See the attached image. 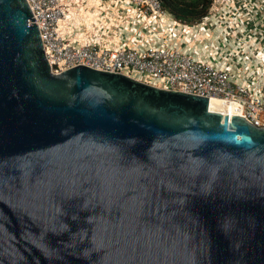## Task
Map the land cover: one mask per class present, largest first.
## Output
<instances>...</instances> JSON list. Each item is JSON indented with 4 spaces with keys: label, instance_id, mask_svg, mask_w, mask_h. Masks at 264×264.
Segmentation results:
<instances>
[{
    "label": "water",
    "instance_id": "95a60500",
    "mask_svg": "<svg viewBox=\"0 0 264 264\" xmlns=\"http://www.w3.org/2000/svg\"><path fill=\"white\" fill-rule=\"evenodd\" d=\"M208 104L53 73L0 0V264H264V127Z\"/></svg>",
    "mask_w": 264,
    "mask_h": 264
},
{
    "label": "built area",
    "instance_id": "2783aa9c",
    "mask_svg": "<svg viewBox=\"0 0 264 264\" xmlns=\"http://www.w3.org/2000/svg\"><path fill=\"white\" fill-rule=\"evenodd\" d=\"M25 1L33 23L38 28L51 72L59 73L78 64L130 77L133 72H137L146 77L140 80L142 82L205 96L208 100H220L228 108V112L222 114L243 116L252 125L264 127V81L254 91L235 79L228 69L216 67L208 60L198 59L183 49L152 45L139 48L126 44L104 47L88 42L75 45L58 32V20L66 14L64 0ZM126 1L144 16L156 15L158 18L167 13L162 9L161 0Z\"/></svg>",
    "mask_w": 264,
    "mask_h": 264
},
{
    "label": "bare ground",
    "instance_id": "6f19581e",
    "mask_svg": "<svg viewBox=\"0 0 264 264\" xmlns=\"http://www.w3.org/2000/svg\"><path fill=\"white\" fill-rule=\"evenodd\" d=\"M111 2V6L109 7V3ZM105 2H101V0H85V2H80V0H71L68 1V4L70 6L71 11V21H73V26L71 29H68V36L70 37V41L75 45H81L85 42L88 43H96L98 42L99 45L104 47H116V45H112V43H118L116 40L117 36H121V34L124 33V28H129V30L126 32V36H131L132 31H136L138 34H143L145 32L146 34L143 35L145 37H139L141 40H144L143 44L142 41H139L138 38L134 37L132 38L133 41L136 42V44L141 46H136L139 48L146 47L147 45H154V42L161 43L160 47H164L166 44H170L171 46H185L187 42H192L190 32L189 30H186L184 32H180L176 30L175 24L167 23L164 26H159L157 23H153L152 21H148L150 24H154V28H151L152 35H150L151 32H148L147 28H149V25H140L137 23L138 29L135 30L134 26L131 24L120 22V11L122 10L117 6V4L120 5L121 2H124L122 0H107ZM126 1V0H125ZM218 1V0H217ZM233 2H236V5L232 6V9L235 6V10L238 12H242L243 15L238 16L237 24L240 27H243V30L233 29V31L238 36H232V33L230 36H224L223 38H220L217 36H213L207 41H205V37L208 36V30L205 28H202V36H199V45H197L198 49L201 48V45L205 47L204 50L201 49V55L206 56L208 58L211 64L215 65L216 67H222L225 69H228L231 73V75L246 85V87L256 90L255 88L257 85H260L264 81V0H230L229 4H232ZM129 3V2H128ZM86 5V6H85ZM224 5V4H223ZM77 7H80L81 14L78 16L73 11L74 9H77ZM73 8V10H72ZM125 8V7H123ZM229 8L228 4H225V6L222 7V13H225V9ZM127 10V9H125ZM231 10V8H230ZM73 11V12H72ZM220 12V11H219ZM131 14V13H130ZM68 16V10L66 7V14L63 18L58 20V32L62 35L64 33V25L62 24V20L65 19ZM125 16V15H124ZM162 16V15H161ZM153 17V16H151ZM150 17V18H151ZM165 17V16H163ZM232 13H225L224 18L228 22V27H231L233 24ZM135 18V17H134ZM149 18V17H148ZM263 18V20H262ZM248 25L246 26V24ZM225 26V25H224ZM114 27V28H112ZM123 28V29H119ZM162 28V29H161ZM233 28V27H232ZM109 29V30H108ZM155 29V32L153 31ZM248 29V34L251 36H243L245 35V31ZM159 30V32H157ZM192 30V29H190ZM227 30V28H224L223 33ZM121 31V32H120ZM108 32H111L112 35L115 36L112 39H106V44H103V41H101L100 37H107ZM225 34V33H224ZM254 35L258 36L255 37ZM66 37V35H63ZM156 36V37H155ZM157 36H162L157 40ZM220 38V40H219ZM93 41H89L92 40ZM88 40V41H86ZM146 41V42H145ZM127 46H134L129 44L128 42H124ZM143 45V46H142ZM187 45V44H186ZM118 46V45H117ZM175 49H183V48H176V47H170ZM193 49V48H192ZM187 53H190L194 57L198 59H203L199 54L196 52H188L184 50ZM248 57L249 62L245 64V68L242 66V63L245 61V58ZM232 62H235V64L231 65V68L227 64H231ZM239 62V63H237ZM219 64H222L219 66ZM248 68H253L254 71H250L248 75L254 76L252 78V81L250 84L244 83L246 77H247V71ZM239 70H245L246 74H243V77L241 78L243 81L239 80L238 77H240ZM253 72V74H252ZM252 74V75H251ZM238 76V77H237ZM242 76V74H241ZM132 78H135L137 80H144L146 77L144 75H141L137 72L132 73ZM210 110L224 113L228 112V108L225 103H223L220 100L217 99H209L208 104Z\"/></svg>",
    "mask_w": 264,
    "mask_h": 264
},
{
    "label": "crops",
    "instance_id": "0c3cea01",
    "mask_svg": "<svg viewBox=\"0 0 264 264\" xmlns=\"http://www.w3.org/2000/svg\"><path fill=\"white\" fill-rule=\"evenodd\" d=\"M68 1L71 2V0H64V4H65V6L67 7V10H68V16L65 19L62 20V22H63L62 24L64 25V28L66 29V30H64L63 35H66V37L70 40V37L67 35L68 32H69L68 29H71L72 28L74 22L71 21V19H70L71 18V11H70V6L68 4ZM105 1H107V0H101V2H105ZM122 1H124V2H121L120 5L117 4V6L122 9L120 11V22H122V24L123 23H127V25L128 24H131V25L134 26V29L137 30L138 29L137 23H139L142 26H144L145 24L146 25H149L151 28H154V24L155 23H157L160 27L166 25L167 23H172V24H175L176 30H178L180 32H184L186 30H189L190 36H191V39H192V42H187L186 43L187 45L185 44V46H175V45L171 46L168 43L164 47L183 48V50H186L188 52H191L192 51L191 53L196 52L202 58H204L205 60H208V61H210V60L208 58H206V56H202L201 55V52H200L201 49L204 50L205 47L203 45H201V48L200 49H198V47H197V45H199V44H197V43H199L198 37L203 35V33H202V30L203 29L202 28H205L206 30H208V33H207L208 36L205 37V41H207L208 39L211 40V38L213 36H217V38L218 37L223 38L224 36H230L231 33H232V36L234 38V36H238V35L236 33V30L234 32L233 29H237V28L238 29L240 28L239 30H243L244 29L243 27H240L237 24V22H234V21H233V23H235V26L228 27L227 24H226L227 21L224 18V15L225 14H223V19L213 18L212 17L213 15H211V18L206 17V19H204L202 22H200L198 24H191V25H183V24L178 23L177 21L174 20L173 16L170 15V14H168V13H165L162 16L160 15L158 18H157L156 15L153 16V17H151V18L150 17L148 18V16H144L135 6H133V4L128 3L125 0H122ZM80 2L83 3V2H85V0H80ZM108 3H109L108 5L110 7L112 4H111V2H108ZM85 4L87 5L88 3L85 2ZM123 7H125V8H123ZM212 8H213V6H212ZM125 9H127V10H125ZM72 10H73V8H72ZM73 11L75 12V14H77L78 16H80L79 15V14H81L80 7H77V9H74ZM212 14H216V12L215 11H212ZM241 15H243V14H241ZM163 16H165V17H163ZM232 16H235V15L233 14ZM148 21H152L153 23L154 22L155 23L154 24L153 23L152 24L151 23L149 24ZM112 28H114V27H112ZM224 28L225 29L227 28V30H225V32H224L225 34L223 33ZM119 29L121 30L123 28H120L119 27ZM124 29H125L124 30V33L121 34V36H117V38H116V40L118 41V43H116V44L115 43H112V45H116L117 46V45L125 44L124 42H128L129 44L134 45V46H141V45L136 44V42L132 40V38H134V37L138 38L139 41H142V44H143L144 40H141L139 37H141V38L142 37H145V36H143V35L146 34L145 32H143V34H138L136 31H132L131 32L132 33L131 36H126V32L129 30V28H127V26H126V28H124ZM190 29H192V30H190ZM157 32H159V30H157ZM245 33H246V31H245ZM110 35H112V33L111 32H108V36L107 37H104V36L103 37H100L99 36V38L101 39V41H103V44H106V39H108V38L109 39H112L113 37H115V36H110ZM243 36H244V34H243ZM254 36L255 37H258L256 35H254ZM160 37H162V36H157V38H158L157 40H159ZM220 38H219V40H220ZM86 41H88V40H86ZM89 41H93L94 42V39L89 40ZM96 43H98V42H96ZM158 45L161 46L160 41L159 42H156V43L154 42V45H152V46H158ZM160 46H158V47H160ZM248 62H249L248 57H246L245 58V61L242 63V66L245 68V66H246L245 64H247ZM237 63H239V62H237ZM232 64H235V62H232L231 64L229 63L227 65L231 68V65ZM220 65H222V64H219V66ZM243 71H245V70H239L238 71L239 74H240V77H238V76L237 77L241 81H243L241 79L243 77V74H246L245 72L243 73ZM250 71H254L253 68H248L247 77H246L245 81H243L244 83H247V84H250L251 83L252 78L254 76L248 75V73ZM241 74H242V76H241ZM252 74H253V72H252Z\"/></svg>",
    "mask_w": 264,
    "mask_h": 264
},
{
    "label": "trees",
    "instance_id": "16d2710c",
    "mask_svg": "<svg viewBox=\"0 0 264 264\" xmlns=\"http://www.w3.org/2000/svg\"><path fill=\"white\" fill-rule=\"evenodd\" d=\"M213 0H161L162 9L184 24L199 23L208 13Z\"/></svg>",
    "mask_w": 264,
    "mask_h": 264
},
{
    "label": "rangeland",
    "instance_id": "374dc122",
    "mask_svg": "<svg viewBox=\"0 0 264 264\" xmlns=\"http://www.w3.org/2000/svg\"><path fill=\"white\" fill-rule=\"evenodd\" d=\"M236 1H240V0H236ZM213 2H214V0H213ZM213 2H212V5H213V8H212V5H211V7L209 8V11H208V13H207V17H209V18H211V15H213L212 17L213 18H220V19H223V14H225V13H227V15H228V13H232V15L234 14L235 15V18H232V17H230V18H232L233 20L232 21H234V22H237V19H238V16H240L241 14H242V12L243 11H241V12H238L237 13V10H235V6H234V8L232 9V6L233 5H236V2H233L232 4H229V2H230V0H215V2H214V4H213ZM224 4V5H223ZM225 4H228L229 5V8H227V9H225L224 11H225V13H222V7L223 6H225ZM230 8H231V10H230ZM212 11H215L216 12V14H212ZM220 11V12H219ZM237 18V19H236ZM206 19V18H205ZM262 20H263V18H262ZM226 24H227V26H228V22H226ZM234 25H232V26H235V23H233ZM248 25V23L246 24V26ZM147 30H148V32H151V27H149V28H147ZM153 31L155 32V29H153ZM201 32V31H200ZM150 35H152V32L150 33ZM251 36L250 34H248V29H246V33H245V35L244 36Z\"/></svg>",
    "mask_w": 264,
    "mask_h": 264
}]
</instances>
